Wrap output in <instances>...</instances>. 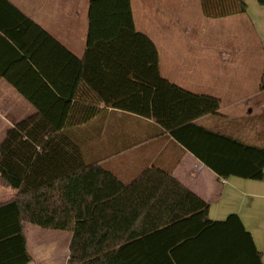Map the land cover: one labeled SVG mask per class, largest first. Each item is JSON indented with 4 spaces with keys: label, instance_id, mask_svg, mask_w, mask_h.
<instances>
[{
    "label": "trees",
    "instance_id": "obj_1",
    "mask_svg": "<svg viewBox=\"0 0 264 264\" xmlns=\"http://www.w3.org/2000/svg\"><path fill=\"white\" fill-rule=\"evenodd\" d=\"M200 1L210 19L248 10L244 0ZM257 2L264 6V0ZM0 7L12 19L2 30L10 51L0 57V78L38 110L10 129L0 146V184L17 191L0 206L1 222L15 217V228L13 219L0 228V250L15 246L16 255H24L12 264L32 261L22 201L79 174L109 248L90 241L78 264H263L238 215L212 221L210 204L159 167L125 184L101 165L86 164L65 136L73 101L88 99L85 88L97 104L154 121L219 179L264 180V139L247 143L227 131L233 121L222 115L221 133L200 122L220 117L221 100L191 93L161 75L156 45L136 29L132 0L90 1L82 58L8 0H0Z\"/></svg>",
    "mask_w": 264,
    "mask_h": 264
},
{
    "label": "crops",
    "instance_id": "obj_2",
    "mask_svg": "<svg viewBox=\"0 0 264 264\" xmlns=\"http://www.w3.org/2000/svg\"><path fill=\"white\" fill-rule=\"evenodd\" d=\"M8 1L76 57L84 56L91 0ZM244 1L246 13L221 19L205 17L200 0H136L138 14L132 0V8L137 31L157 47L161 75L191 93L221 100L220 117L200 122L221 133L222 115L233 121L225 126L227 131L259 145L264 139V6L257 0ZM11 24V17L0 7V57L10 51L2 30ZM83 91L88 99L73 101L65 136L79 147L86 164L101 165L125 184L151 167L169 172L210 204L212 221L238 215L264 264V180L219 179L154 121L97 104L90 90ZM37 113L32 103L0 78V146L10 129ZM16 196V190L0 184V206ZM21 206L30 264H78L72 258L82 244L85 256L90 241L109 248L88 209L81 174L25 198ZM9 223L0 221V228ZM15 249H1L0 264L24 260Z\"/></svg>",
    "mask_w": 264,
    "mask_h": 264
},
{
    "label": "rangeland",
    "instance_id": "obj_3",
    "mask_svg": "<svg viewBox=\"0 0 264 264\" xmlns=\"http://www.w3.org/2000/svg\"><path fill=\"white\" fill-rule=\"evenodd\" d=\"M151 3V6H150V10L153 11V4H154V1L150 2ZM135 9H136V13L138 14L139 12V9L137 7V3H136V0H135ZM83 248V244H82V247H80L79 251H78V254H76L72 259V261L76 262V263H79L80 261L83 260V256H84V250L81 249ZM80 252V253H79Z\"/></svg>",
    "mask_w": 264,
    "mask_h": 264
}]
</instances>
